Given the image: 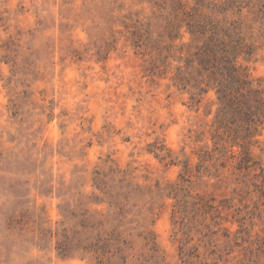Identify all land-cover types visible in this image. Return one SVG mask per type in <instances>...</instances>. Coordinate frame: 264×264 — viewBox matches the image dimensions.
I'll use <instances>...</instances> for the list:
<instances>
[{"label":"rangeland","instance_id":"1","mask_svg":"<svg viewBox=\"0 0 264 264\" xmlns=\"http://www.w3.org/2000/svg\"><path fill=\"white\" fill-rule=\"evenodd\" d=\"M226 27L264 90V0H0V264H264V116L180 79Z\"/></svg>","mask_w":264,"mask_h":264},{"label":"trees","instance_id":"2","mask_svg":"<svg viewBox=\"0 0 264 264\" xmlns=\"http://www.w3.org/2000/svg\"><path fill=\"white\" fill-rule=\"evenodd\" d=\"M192 27H189L191 32ZM201 27L199 23L194 29ZM231 31L230 27L224 28L221 35L213 31L193 52V58L187 62L188 71L180 75V79L185 87L191 81L212 86L220 101L216 117L222 123H239L251 134L259 117L264 116V90L253 84L246 69L239 64L242 40Z\"/></svg>","mask_w":264,"mask_h":264}]
</instances>
